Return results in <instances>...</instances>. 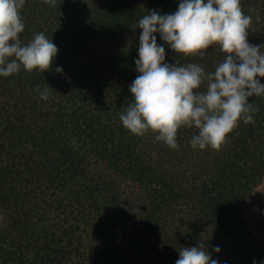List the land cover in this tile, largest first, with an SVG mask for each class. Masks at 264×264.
<instances>
[{
	"label": "trees",
	"instance_id": "trees-1",
	"mask_svg": "<svg viewBox=\"0 0 264 264\" xmlns=\"http://www.w3.org/2000/svg\"><path fill=\"white\" fill-rule=\"evenodd\" d=\"M178 3L26 0L22 43L43 32L58 54L43 73L0 76V264H175L201 242L219 264L264 260V239L246 220L264 183V96L249 97L254 123L239 121L219 150L193 149L194 127L178 129L174 150L119 120L139 75V19ZM241 8L252 17L249 43L264 52V0ZM157 43L165 62L206 73L225 55L213 45L185 57L158 34Z\"/></svg>",
	"mask_w": 264,
	"mask_h": 264
},
{
	"label": "clouds",
	"instance_id": "clouds-1",
	"mask_svg": "<svg viewBox=\"0 0 264 264\" xmlns=\"http://www.w3.org/2000/svg\"><path fill=\"white\" fill-rule=\"evenodd\" d=\"M55 5L56 0H43ZM26 0H0V76L8 77L23 68L41 73L50 69L58 48L43 32L23 44L20 35L25 24L20 10ZM139 19V45L134 60L139 75L129 86L132 94L119 116L122 126L142 137L149 131L155 140L178 150L177 132L181 127L195 128L190 140L193 149L219 150L227 135L237 126L254 123L253 103L249 97L264 96V52L262 45L248 41L252 17L245 15L241 0H179L175 12L148 10ZM183 56L204 57L216 45L225 54L212 72L197 63L179 65L166 61L164 44ZM55 71L61 73L62 68ZM206 82V90L197 91ZM50 88V87H49ZM49 88L40 99H49ZM213 252L219 253L216 246ZM175 264H219L203 242L183 247ZM252 264H264L254 258Z\"/></svg>",
	"mask_w": 264,
	"mask_h": 264
},
{
	"label": "rangeland",
	"instance_id": "rangeland-1",
	"mask_svg": "<svg viewBox=\"0 0 264 264\" xmlns=\"http://www.w3.org/2000/svg\"><path fill=\"white\" fill-rule=\"evenodd\" d=\"M246 220L253 232L264 239V183L255 191L249 201Z\"/></svg>",
	"mask_w": 264,
	"mask_h": 264
}]
</instances>
